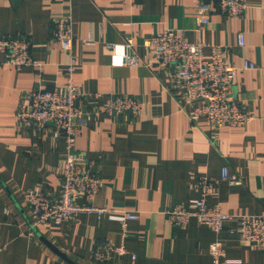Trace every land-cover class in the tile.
Here are the masks:
<instances>
[{
  "label": "crops",
  "instance_id": "crops-1",
  "mask_svg": "<svg viewBox=\"0 0 264 264\" xmlns=\"http://www.w3.org/2000/svg\"><path fill=\"white\" fill-rule=\"evenodd\" d=\"M249 5L243 16L230 18L213 2L209 23L201 25L197 0H0V39L25 38L42 64L19 70L0 51V264H214L209 248L216 241L239 264H264V247L241 244L237 221L227 222L217 236L198 220L174 227L164 213L200 198L204 177L213 180L209 208L221 204L234 216L264 211V0ZM68 13L74 77L88 113L74 151L97 161L102 185L93 203L110 211L102 219L84 213L68 224L32 228L27 197L41 192L60 198L68 150L63 136L51 128L29 130L17 122L16 112L39 85H64L69 54L54 32ZM168 29L189 42L228 49L236 68L233 91L250 116L245 126L213 127L190 119L192 107L175 88L173 69L142 50L146 39ZM128 37L142 57L136 67L122 66L107 48ZM204 55L210 59L211 50ZM246 63L255 69L244 68ZM113 93L136 98L142 114H106ZM225 167L235 184L222 180ZM122 210L138 215L128 224L127 254L96 262L99 245L121 243Z\"/></svg>",
  "mask_w": 264,
  "mask_h": 264
},
{
  "label": "built area",
  "instance_id": "built-area-1",
  "mask_svg": "<svg viewBox=\"0 0 264 264\" xmlns=\"http://www.w3.org/2000/svg\"><path fill=\"white\" fill-rule=\"evenodd\" d=\"M198 20L201 25L209 23L211 4L217 2L218 12L223 17L238 18L250 8L249 0H197ZM55 42L59 48L69 54L66 64V81L62 87L49 89L39 85L22 103L16 120L29 130L40 131L51 128L53 132L65 138L68 154L63 164L60 198L56 199L41 192L27 197V205L32 216V228L70 223L84 213L96 214L99 219L110 210L94 205L102 180L98 172V163L94 159L75 153L77 130L84 124L87 112L82 102L84 94L75 81L76 59L73 56L74 26L73 16L68 13L55 23ZM243 35L239 36V46H243ZM111 55L122 66L136 67L142 62L132 38L128 37L123 45H108ZM211 50V58L206 59L205 50ZM142 50L150 53L152 59L165 68L173 69L175 88L185 94L187 103L192 107L191 120H206L213 127H242L250 120L243 106L235 97L233 87L236 68L228 58V49L213 46L199 40L189 42L173 29L151 36L142 44ZM0 51L4 52L9 63L16 69L24 67L41 68L42 64L33 58L31 44L21 37L0 39ZM255 64L246 63L244 68L255 69ZM93 97V95L89 96ZM104 112L113 118L123 115L140 116L143 105L136 98L113 93L104 105ZM227 167L223 169L222 180L235 184ZM202 195L183 205L168 208L164 213L174 227H183L191 220H198L220 236L225 224L238 222V238L241 244H256L264 247V211L247 216H234L224 210L221 204L209 208L207 198L211 194L213 180L201 179ZM122 235L120 244L103 243L94 253V260L102 263L113 254H127L125 242L129 238L128 224L136 221L138 215L122 210ZM209 253L214 264H239L238 260L227 258L219 241L210 245ZM133 259L136 255L132 256Z\"/></svg>",
  "mask_w": 264,
  "mask_h": 264
},
{
  "label": "water",
  "instance_id": "water-1",
  "mask_svg": "<svg viewBox=\"0 0 264 264\" xmlns=\"http://www.w3.org/2000/svg\"><path fill=\"white\" fill-rule=\"evenodd\" d=\"M45 242H46V244H48L54 250V252H56L59 256H61L62 258H64L68 262H70L68 260V258L64 254H62L61 252L57 251L51 244H49V242H47V241H45ZM70 263H72V262H70ZM72 264H74V263H72Z\"/></svg>",
  "mask_w": 264,
  "mask_h": 264
}]
</instances>
